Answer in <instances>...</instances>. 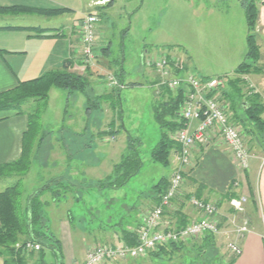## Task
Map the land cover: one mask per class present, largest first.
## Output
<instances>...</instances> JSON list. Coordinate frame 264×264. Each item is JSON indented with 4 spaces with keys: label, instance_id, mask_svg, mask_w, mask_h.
<instances>
[{
    "label": "rangeland",
    "instance_id": "374dc122",
    "mask_svg": "<svg viewBox=\"0 0 264 264\" xmlns=\"http://www.w3.org/2000/svg\"><path fill=\"white\" fill-rule=\"evenodd\" d=\"M106 3L109 4L100 10L98 8L99 13L96 15L99 17L98 28L101 25L100 32L111 45L110 57H104L107 50L102 49V53L96 54L92 65L85 70L72 67V71L88 75L90 94L105 97L99 109L92 111L90 115L92 137L89 135L77 139L70 135L72 130H68L71 127L68 123L69 117L74 116L80 120L85 116L86 108L78 102L85 95L80 92L69 95L66 90L54 88L51 101L47 105H39L41 120L39 125L34 124L32 131L34 138L29 153L31 164L28 171H8L6 176H0L2 191L8 186L19 184L22 194L20 214L26 218L28 197L55 176L57 165H65L66 155H63L62 149L67 145L73 148L71 153L74 156L68 164L72 172L69 174L82 181L80 183L83 186L73 187V195L67 193L68 198L64 204L57 205L59 209L67 212V203L71 216H64L61 221L55 220L57 227L62 226L63 232L59 235V229L55 228L54 231L58 238L62 237L69 250L70 264H82L88 250L96 244L120 243L116 241L118 237H108L105 231L102 232L99 229H103L101 225L121 230L133 224L137 221L138 213L144 210L146 201L150 205L157 201L156 184L162 179H170L173 174L175 165L165 166L152 159L153 150L161 138V129L154 119V106L157 101H167L169 94L173 92L163 89V96L160 98L157 95L155 84L161 77L156 70L144 65L143 55L146 49L149 48L148 52L153 54L164 50L175 53L178 58L181 56L183 66H186L184 70L191 69L197 74L220 78L223 84L217 94L228 104L232 121L240 128L248 149L252 151L259 140L264 153V131L258 130L246 113L239 112L247 101L245 95L252 83L234 72L241 62L238 61L239 55L242 58L240 60H243L248 51L249 28L241 0H107L103 4ZM257 27L258 22L254 31L256 40ZM260 67L258 74L264 71V67ZM122 68L125 82L117 75L121 74ZM237 78L241 80L239 86L243 89L242 93L235 89ZM259 95L263 101L264 94ZM62 108L65 110L62 115L64 122L62 113L60 114ZM39 109L38 102L30 101L23 105V113L12 111L27 116L29 126V114ZM262 119L264 120V113ZM177 132L178 129L170 133L175 142ZM129 137L135 139L134 144L143 160L140 171L118 189L91 186L89 174L86 172L85 177L80 174L90 159L76 149L83 148V143L87 140L94 145L93 156L94 153L96 155L90 161L95 163L94 159L98 157L103 162L99 169L95 168L96 172L90 173L104 178L111 173L113 164L127 152ZM207 176H211L209 171L205 173L206 178ZM44 194L51 202V194ZM44 194L41 195V200ZM233 198L246 199L243 212L231 205ZM250 198L248 193H242L228 195L221 203L216 201L220 209L223 206L224 211V214H219L220 231L217 234L196 236L178 243L175 247L156 250L144 258L110 264H218L221 262L217 259L220 253L218 245L221 246V243L226 245L228 253L235 259L236 255L229 249L230 242L234 241L232 233L237 232L242 217L248 220L250 231L255 224L246 208ZM254 204L256 205L255 200ZM258 222L264 230V217H259ZM120 232L122 237L123 229ZM24 244L19 242L16 248H22ZM76 249H79L78 254L75 253ZM21 252L23 264H62L48 248L44 261L41 259V251L23 248Z\"/></svg>",
    "mask_w": 264,
    "mask_h": 264
},
{
    "label": "crops",
    "instance_id": "0c3cea01",
    "mask_svg": "<svg viewBox=\"0 0 264 264\" xmlns=\"http://www.w3.org/2000/svg\"><path fill=\"white\" fill-rule=\"evenodd\" d=\"M97 1L102 0H0V6L2 7L20 5L50 11L49 13L38 11L36 13H27L26 15H22L21 13H1L0 93L17 87L22 81L37 78L48 70L62 67L66 59L72 58L75 61L74 64L81 63V35L79 30L82 19L92 13L98 14V8L100 10L105 5L109 4H97ZM258 10L257 41L260 46V60L258 65L264 67V0L258 1ZM6 25L24 26L27 28H1ZM32 28H38V32H34L35 30ZM101 28L100 25L97 34L96 54L100 55L102 49H105L107 52L104 57L109 58L112 52L111 45L103 38L100 32ZM37 34L38 36H36ZM146 51H149V48L146 49L145 52ZM153 52L155 51L153 50ZM78 56H80L79 59ZM240 57L239 55L238 61L242 62L245 57L243 60H240L242 59ZM188 68H190V66H188ZM123 72L124 69L122 68L121 73ZM197 75L205 78L212 77L209 74ZM238 76L252 82L257 90L264 94V71L260 74L250 73ZM130 83L139 84V82ZM53 89L54 88L50 91L49 102L51 101ZM163 94L161 93L160 98ZM78 102L82 107L86 108L85 116L80 120H77L74 116L68 118L69 126H71L68 130H72L69 133L72 137H76L77 139L91 135L90 115L92 113V111L89 112L87 110L85 96L79 99ZM239 112L246 113L245 106H243ZM64 113L65 110L62 108V110H60L61 117ZM62 121L64 122L63 117ZM197 124L198 121H192L190 123V128H195ZM27 129V116L18 115L16 111L12 110H0V166L15 161L21 156L23 135ZM93 146L94 145L89 144L87 140L83 143V148L81 147L76 150L83 152V154L91 160V157H95L96 155L94 153L93 156ZM72 150L73 148H69L68 145L62 149L63 155H66V163L65 165H57L55 167L57 171L54 177H68L69 182L72 183V187L83 186L80 183L82 181L71 177L69 174L72 172L68 165L71 158L74 156V154L71 153ZM176 150L177 148L174 149L171 154L170 165L172 166L175 165L174 153ZM250 153V168L248 171H243L238 167L229 148L221 138L214 136L209 145L198 147L194 153L197 160L196 164L193 169L186 174L183 196L175 200L173 204L174 209L166 213V219L169 222L186 224L194 220L197 216L195 209L185 202V199H187L189 195H200L201 198L219 201L221 203V201H224L223 199H227L228 195L232 196L248 193L251 198L246 208L249 217L255 224L252 230L244 235L232 233V240L239 242L243 248L242 254L236 257L233 263H231V260L234 258L228 253V248L225 247L226 245L224 243H221V246L218 245L220 253L217 259L221 261H219L220 263L218 264H264V230L258 222L259 217H264V153L259 140H257L255 147ZM78 155H80V153ZM97 158L94 159L95 163L89 160V163L84 166L82 169L83 171L80 172V174H84L82 177L89 174L91 177V186L98 180L104 179L107 176L98 178L100 176L90 173L92 171L96 172V169H99L103 162L102 160L100 161V158ZM207 171L210 172L211 176H207L206 178L205 173H207ZM237 182L239 183L238 185ZM202 184L204 185L203 189L200 188ZM1 191L2 189L0 188V192ZM71 195H73V193ZM43 196L44 198L42 197V200L45 199L44 202H47L45 211L51 221L52 229L53 231H55V228L57 230L59 229L60 232L58 233L56 230V233L60 235L63 232L62 226L60 228L57 227L55 220L58 219L61 221L64 216L66 218L68 215L71 216L69 206L66 203L65 206L68 208L67 212H64L62 209H59L57 205L60 206L64 204L66 200L59 203L52 200L49 202V198L45 197L47 195L44 194ZM254 200L256 201V205L254 204ZM155 204L156 202L150 205L146 201L144 210ZM180 209L184 213V220L181 219L178 214ZM220 210L221 214H224L223 206ZM59 224L61 223L59 222ZM137 224L138 219L137 221L135 220L133 224H129L122 229H126L133 233L132 230L137 227ZM101 226L103 229H99H101L102 232L105 231L108 237L116 236L118 237L116 240L117 242H125L123 236L121 237L119 235L122 229L116 230L111 227L107 228L103 225ZM59 239L63 244L65 264H70L69 250H67L61 236ZM77 252H79V249H76L75 253ZM73 261L75 262L76 259L74 258ZM0 264H4V258L2 256H0Z\"/></svg>",
    "mask_w": 264,
    "mask_h": 264
},
{
    "label": "trees",
    "instance_id": "16d2710c",
    "mask_svg": "<svg viewBox=\"0 0 264 264\" xmlns=\"http://www.w3.org/2000/svg\"><path fill=\"white\" fill-rule=\"evenodd\" d=\"M241 4L246 10L248 21L249 34L247 37L248 51L245 59L237 66L235 73L238 75H245L250 73H258L261 67L258 65L260 60V46L256 40L254 31L258 22V4L257 0H241ZM38 8L28 6H0V13H36ZM53 12V11H51ZM1 28H27L24 26L6 25ZM31 29V28H30ZM34 32H38V28H32ZM38 36V34L36 35ZM75 61L72 58L66 59L60 68H55L46 71L41 76L22 81L19 85L11 90L0 93V110H17L23 113L22 107L30 101L38 102L39 105L44 103L47 105L50 98V91L52 88H58L68 91L69 95L75 92L83 93L86 97L87 110L97 111L101 106L104 96L93 95L89 92L90 80L88 75L72 71ZM121 73V72H120ZM119 79L123 81V73L117 74ZM241 80L237 78L235 89L238 93H242V87L239 86ZM134 84V83H132ZM135 85V84H134ZM247 101L243 103L246 114L250 121H252L261 132L264 131V120L262 114L264 113V102L261 100L259 94H246ZM184 101V89L180 88L178 91L169 94L167 101H157L154 106V119L161 129V138L155 146L152 159L154 162L168 166L171 164L172 151L178 148V143L175 142L170 133L183 126V120L180 119V111ZM28 130L23 135V147L21 157L15 161L6 163L0 166V176H6L7 172L17 170L19 173L27 172L30 167L31 143L34 138L33 129L35 125L40 124L41 115L40 109L37 112L29 114ZM261 139V138H260ZM135 139L128 138V150L123 154L119 162L115 163L112 172L104 179L98 180L93 187L100 189L110 188L118 189L126 185L133 176H135L143 165V160L140 156ZM11 175V174H10ZM66 177H53L46 185L37 189L35 194L28 197V217L24 218L20 214V199L21 190L19 184L6 187L0 192V256L4 258V264H23V257L21 249L16 248L19 242L27 243L28 241H36L41 244V259L46 258V249H51L58 261L64 264L63 244L56 236L52 229L51 221L45 213L47 202H42L41 195L45 192L51 194V200L59 203L68 198L67 193L74 192L72 183L68 182ZM169 186V179H162L157 184V198L156 203L159 202L160 196ZM201 189L204 188L202 184ZM201 197L200 195H197ZM182 209V208H181ZM178 212L181 219L184 220V213ZM185 223H179L183 226ZM187 224V223H186ZM124 243L135 245L137 238L134 233L123 229ZM210 235V234H209ZM177 243H172L166 246H161L157 250L163 251L167 247H175ZM156 250L151 252L154 253ZM149 254V255H150ZM235 259L231 260L233 263Z\"/></svg>",
    "mask_w": 264,
    "mask_h": 264
},
{
    "label": "built area",
    "instance_id": "2783aa9c",
    "mask_svg": "<svg viewBox=\"0 0 264 264\" xmlns=\"http://www.w3.org/2000/svg\"><path fill=\"white\" fill-rule=\"evenodd\" d=\"M106 1H98L97 4H103ZM98 22L99 17L94 13L82 19L80 24L81 63L74 64L75 69L85 70L92 65L96 58ZM143 62L147 67L156 70L161 77V80L155 84L158 96L161 95L163 89L172 92L178 91L180 88L184 89V101L180 111V119L184 124L178 128L174 137L179 145L174 153V171L169 179V186L161 194L159 202L138 213L137 227L132 230L137 238V243L135 245L126 243L96 244L88 250L82 264H110L128 259L144 258L161 246L186 242L196 236L219 233L218 219L221 210L217 202L196 195H189L185 199V202L196 211L197 216L194 220L179 226L178 223H172L166 219L167 211L174 209V201L183 196L186 174L197 161L194 155L195 151L200 146L209 145L214 136L225 142L241 170L245 171L250 168L251 153L246 145L244 135L232 121L228 104L222 101L217 94L223 84L220 78H205L190 69L184 70L186 66H183L181 56L179 55L178 58L177 54L165 50L158 54L144 52ZM253 93L262 94L251 83L248 94ZM192 121H198L193 129L190 128ZM245 201L244 198H233L230 203L236 210L243 212ZM246 232H250L249 223L245 217H242L236 233L244 235ZM23 248L40 251L42 246L36 241H28L26 245H23ZM229 249L236 257L243 252L242 246L236 241L230 242Z\"/></svg>",
    "mask_w": 264,
    "mask_h": 264
},
{
    "label": "water",
    "instance_id": "95a60500",
    "mask_svg": "<svg viewBox=\"0 0 264 264\" xmlns=\"http://www.w3.org/2000/svg\"><path fill=\"white\" fill-rule=\"evenodd\" d=\"M34 194H35V193H34ZM34 194H33V195H34ZM33 195H32V196H33Z\"/></svg>",
    "mask_w": 264,
    "mask_h": 264
}]
</instances>
